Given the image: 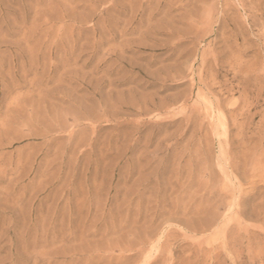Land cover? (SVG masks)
I'll use <instances>...</instances> for the list:
<instances>
[{
    "label": "rangeland",
    "instance_id": "374dc122",
    "mask_svg": "<svg viewBox=\"0 0 264 264\" xmlns=\"http://www.w3.org/2000/svg\"><path fill=\"white\" fill-rule=\"evenodd\" d=\"M0 264H264V0H0Z\"/></svg>",
    "mask_w": 264,
    "mask_h": 264
},
{
    "label": "bare ground",
    "instance_id": "6f19581e",
    "mask_svg": "<svg viewBox=\"0 0 264 264\" xmlns=\"http://www.w3.org/2000/svg\"><path fill=\"white\" fill-rule=\"evenodd\" d=\"M252 155V154H251ZM258 158V157H257ZM232 167V166H231Z\"/></svg>",
    "mask_w": 264,
    "mask_h": 264
}]
</instances>
